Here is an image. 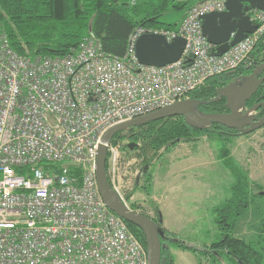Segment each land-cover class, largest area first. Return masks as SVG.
Returning <instances> with one entry per match:
<instances>
[{"label": "built area", "instance_id": "obj_1", "mask_svg": "<svg viewBox=\"0 0 264 264\" xmlns=\"http://www.w3.org/2000/svg\"><path fill=\"white\" fill-rule=\"evenodd\" d=\"M224 9V0H205L173 31L135 28L120 58L92 38L63 56H21L0 32V264H146L145 246L98 194L99 140L115 125L188 99L248 59L264 37V12L250 11L256 29L217 57L198 18ZM145 34L166 43L182 38L181 58L141 66L134 45ZM107 154L110 185L128 207L114 182L117 146Z\"/></svg>", "mask_w": 264, "mask_h": 264}, {"label": "trees", "instance_id": "obj_2", "mask_svg": "<svg viewBox=\"0 0 264 264\" xmlns=\"http://www.w3.org/2000/svg\"><path fill=\"white\" fill-rule=\"evenodd\" d=\"M202 1L205 0H0V32L6 34L11 49L21 56H63L84 39L92 38L100 44L104 54L120 58L135 28L173 31L178 24L163 25L158 19L169 11L188 10ZM260 63H264V37L258 40L245 62L235 70L208 78L200 88L189 94L188 99L200 102L198 109L206 114L226 113L224 99L214 101L216 91L238 77L248 75L253 66ZM261 102H264V83L246 107ZM263 115L264 108L255 112V116ZM127 132L132 134L130 141L136 144L142 139L145 148L157 152L162 149L167 152L179 143H194L202 137L217 141L241 136L239 132L218 124L202 130L191 128L181 117L150 122L130 128ZM122 135H115L111 145H116ZM228 153L225 148L217 154L233 181L228 198L213 208V222L218 231L216 239L209 245L196 246L160 225V264H172L169 246L187 250L210 264H264V213L255 208L251 210L261 189L249 181ZM74 174L79 177L78 171ZM147 179L149 186L151 176ZM132 208L135 210L134 205ZM249 216L253 222L249 229L255 233L246 239L238 237L237 226L241 221H250ZM126 225L145 246L142 233L132 225Z\"/></svg>", "mask_w": 264, "mask_h": 264}, {"label": "water", "instance_id": "obj_3", "mask_svg": "<svg viewBox=\"0 0 264 264\" xmlns=\"http://www.w3.org/2000/svg\"><path fill=\"white\" fill-rule=\"evenodd\" d=\"M224 11L212 12L200 16L201 33L206 42L214 48L211 54L221 56L251 34L256 25L249 20L248 13L256 10L264 12V0H224ZM185 45L182 38H175L166 43L160 35L145 34L140 36L134 45L135 57L141 66L162 68L177 62ZM261 75L260 78H257ZM264 83V64H256L246 76L219 88L214 101L224 99L228 112L206 114L201 112L198 101L186 99L169 107L140 116L130 121L109 128L100 138L95 160V181L98 194L104 206L127 224L137 228L143 235L146 249V264H160L162 219L154 221L151 217L126 207L118 194L111 187L107 171V150L115 135L130 128H137L150 122L166 118L181 117L191 128L205 129L218 124L241 135L251 134L264 127V115L256 119L255 112L264 108V102L247 108L246 104ZM134 144H129L132 149ZM264 197V192L259 193Z\"/></svg>", "mask_w": 264, "mask_h": 264}, {"label": "rangeland", "instance_id": "obj_4", "mask_svg": "<svg viewBox=\"0 0 264 264\" xmlns=\"http://www.w3.org/2000/svg\"><path fill=\"white\" fill-rule=\"evenodd\" d=\"M184 12L185 9L169 11L158 20L163 25L178 24L183 18ZM141 132H144V130ZM131 135L127 131L123 132L121 140L116 143L120 170L119 176L115 177L114 182L119 193L126 201L129 209L133 210L132 207L134 205V211L139 209L141 212L148 211L154 219H157V210H163L166 202L169 203V206L175 207V203L179 201L184 210V216L180 219H172L171 231L188 244L196 246L209 245L216 239L218 234L213 222V216L210 219L208 208L212 206L214 208L228 198L229 188L233 181L222 161H217L219 160L217 154L221 149L226 148L233 163L246 174L249 181L257 185L261 192H264V127L251 134L226 140L212 141L208 137H202L208 140L206 141L209 142L212 149L214 166L211 173L207 174L208 192L201 197L202 203L198 204H196V200L199 198L198 195H201L204 190H197L196 185L192 181L184 188L185 193H179L174 187H162V185L159 190V179L162 180L166 177H164L166 165L170 164V152L167 151L168 153L163 154V149L157 152L149 149V147L145 148L142 139L135 144L130 141ZM129 144H134L131 150L126 148ZM106 171L108 181L111 184L113 175H111L109 168ZM149 175L152 182L151 185L147 186L149 183L147 177ZM132 190L134 192L130 194ZM144 205L147 207H144ZM205 208L208 210L207 215L203 212ZM253 208L264 213V197H256L251 210ZM248 219L250 220L251 216ZM251 220L239 223L236 228L238 237L246 239V237L249 238L252 233H255L249 229L250 224L253 223ZM168 252L171 256L172 264H210L207 260L175 246H169Z\"/></svg>", "mask_w": 264, "mask_h": 264}, {"label": "crops", "instance_id": "obj_5", "mask_svg": "<svg viewBox=\"0 0 264 264\" xmlns=\"http://www.w3.org/2000/svg\"><path fill=\"white\" fill-rule=\"evenodd\" d=\"M186 10L187 9H185V12ZM206 140L207 139L202 138L197 142L187 143L189 145H187L186 143H179L176 146L169 149V152L171 154V160L169 161L170 164L166 165L167 166L166 171L164 172V177L165 176L166 177L163 178L162 180L159 179V184H160L159 190L161 189V185H162V187L164 186L174 187L178 190L179 193H185L184 188H186L187 184L192 181V183L196 185L197 190H204V192L201 195H198L199 198L196 200V204L202 203L201 197L206 195L208 192L207 174L211 173L212 168L214 166L213 154L211 152L212 149L210 148L209 142H207L208 140L207 141ZM180 147H182L183 149ZM162 153L164 154L166 152H162ZM217 161L220 162L219 160ZM133 192L134 190L130 191V194H132ZM165 204L166 206L163 208V210L160 211L157 210V219L159 217L162 219V223H161L162 228H164L166 231L170 233L175 234L174 232L171 231L172 219L183 218L184 210L181 207L179 201L175 203V207L169 206L168 202H166ZM144 207L147 206L144 205ZM212 208L213 206L208 208L210 212V219L212 218V210H213ZM208 210L205 208L203 212L206 213L207 215ZM138 211L141 212L140 209ZM142 213L151 218H154L151 213H148V211L147 212L142 211Z\"/></svg>", "mask_w": 264, "mask_h": 264}, {"label": "flooded vegetation", "instance_id": "obj_6", "mask_svg": "<svg viewBox=\"0 0 264 264\" xmlns=\"http://www.w3.org/2000/svg\"><path fill=\"white\" fill-rule=\"evenodd\" d=\"M260 64H264V63H260ZM260 77H261V75H258V76H257V78H260ZM226 112H228V111L226 110ZM261 117H262V116H256V119H259V118H261ZM126 148H127V147H126ZM129 195H130V194H129ZM129 195H128V196H129Z\"/></svg>", "mask_w": 264, "mask_h": 264}]
</instances>
